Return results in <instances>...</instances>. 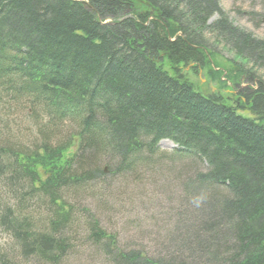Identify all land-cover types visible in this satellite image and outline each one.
Segmentation results:
<instances>
[{
  "label": "trees",
  "instance_id": "obj_1",
  "mask_svg": "<svg viewBox=\"0 0 264 264\" xmlns=\"http://www.w3.org/2000/svg\"><path fill=\"white\" fill-rule=\"evenodd\" d=\"M224 54L253 84L241 94L250 117L179 77V66L203 70ZM260 75L264 33L234 26L220 0H0V178L15 202L0 206L15 254L0 264H60L80 241L105 264H264ZM22 110L16 125L35 135L16 143L7 118ZM161 140L178 149L159 152ZM175 156L190 164L175 168ZM160 171H184L185 195L219 202L197 224L207 240L185 227L161 253L116 248L83 205L115 198L117 181L119 195L153 187Z\"/></svg>",
  "mask_w": 264,
  "mask_h": 264
},
{
  "label": "rangeland",
  "instance_id": "obj_2",
  "mask_svg": "<svg viewBox=\"0 0 264 264\" xmlns=\"http://www.w3.org/2000/svg\"><path fill=\"white\" fill-rule=\"evenodd\" d=\"M220 7L234 26L250 32L256 37L261 38L263 36L264 24H260L257 28L255 24L258 22L259 16L264 15V0H220ZM237 10H240L242 14L238 15ZM247 12H253L258 16L256 18L248 16L246 15ZM214 19L215 17H212L209 23L213 22ZM231 59L232 57L227 54H224V56L216 55L214 61L205 69L194 70L192 65H181L179 66L178 74L179 77L190 83L196 92L207 97H217L225 105L244 114L242 116L250 117L249 114L247 115V109L243 107L244 102L241 94L245 90L252 92L253 84L248 82L245 76L238 77L232 72L234 60L236 62L238 60L232 59L233 62ZM163 68L173 75L167 61H164ZM262 78L264 79V77ZM21 112L23 110L19 111V114L16 113L17 116L7 118L11 126H17L16 120L18 116L21 118ZM261 124L264 125V121ZM5 128L1 126V129L4 130ZM16 129V133H11L16 143L22 142L25 137L29 136L27 131L31 133V136L33 134V128L29 122L24 124L22 122ZM2 134L6 135V133ZM174 149L175 147L170 146L166 141H160L158 144V150L162 153H171ZM173 159L175 160V168L190 164L189 161L178 156L173 157ZM188 170L191 169L188 168ZM184 171L180 175H167L163 173L164 171H160L159 174L153 175V180L155 181L153 187L144 185L133 189L128 194L126 193L127 195H119V191H115V187L121 184V181H117L113 185V190L110 189V193L112 195L114 193L115 198H111L108 201L105 200V203H103L99 200L101 197L96 196L97 198L93 197L92 200H86L83 206L97 216L102 228L109 234H115L116 242H118L116 248H120L123 251L145 249L156 250L154 251L155 253H161L163 252L162 249L164 250L168 245L167 242H164L166 236L169 235V232L170 234H175L177 230L181 232L187 230L185 233H188L191 238L200 235L201 239L205 241L207 237L198 232V225L201 224L200 222L209 221L208 216H210L211 211L219 212L218 208L215 207L219 202L211 198V191H201L191 197L188 193L185 195L184 184L186 186L187 180L183 176ZM2 184L3 182L0 178L1 207L14 202L11 197H7V190L2 188ZM192 186L194 190V184ZM93 193H97V190H90V194ZM106 194H108V191ZM116 196L121 198L118 199ZM106 204L114 206V212L110 215L103 212ZM189 220H192L189 223L192 224L191 227L187 225ZM185 227L186 230H184ZM220 238L222 237L217 236V239ZM75 244L74 251L60 264H105V257L96 255L94 247L84 246L82 241ZM13 245L12 240L1 230L0 254L11 259L15 256L14 254L9 257V253H13L11 251L14 250ZM15 251L18 252L17 249Z\"/></svg>",
  "mask_w": 264,
  "mask_h": 264
},
{
  "label": "bare ground",
  "instance_id": "obj_3",
  "mask_svg": "<svg viewBox=\"0 0 264 264\" xmlns=\"http://www.w3.org/2000/svg\"><path fill=\"white\" fill-rule=\"evenodd\" d=\"M168 143V142H167ZM170 146H173L171 143H168Z\"/></svg>",
  "mask_w": 264,
  "mask_h": 264
}]
</instances>
